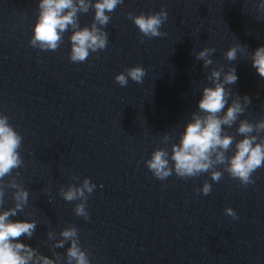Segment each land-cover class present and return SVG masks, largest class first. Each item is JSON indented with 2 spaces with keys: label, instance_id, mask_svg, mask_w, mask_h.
I'll list each match as a JSON object with an SVG mask.
<instances>
[{
  "label": "water",
  "instance_id": "water-1",
  "mask_svg": "<svg viewBox=\"0 0 264 264\" xmlns=\"http://www.w3.org/2000/svg\"><path fill=\"white\" fill-rule=\"evenodd\" d=\"M38 4L0 0V114L23 138V166L0 181V211L15 206L17 189L9 185L16 183L28 190V203L9 219L37 222L32 238L20 242L65 264L70 242L53 248L47 234L60 239L74 225L90 264H264V166L245 187L223 165L216 166L223 176L214 182L209 173L184 179L173 172L160 180L145 163L156 148L170 152L179 142L212 68L235 67L238 80L226 87L232 97L251 98L239 119L264 117V79L251 63V52L264 45V0H123L108 13L107 47L81 63L69 60L71 28L55 51L30 45ZM161 8L168 13L160 29L167 35L141 42L128 13ZM94 11L78 13L80 27L91 26ZM238 44L247 47L228 61L224 53ZM205 47L215 49L207 68L193 55ZM137 65L146 70L142 83L115 81ZM239 119L223 126L235 140L243 138ZM233 151L234 144L226 155ZM84 178L95 184L88 220L74 213L80 201L59 195ZM205 182L211 192L197 193Z\"/></svg>",
  "mask_w": 264,
  "mask_h": 264
},
{
  "label": "clouds",
  "instance_id": "clouds-1",
  "mask_svg": "<svg viewBox=\"0 0 264 264\" xmlns=\"http://www.w3.org/2000/svg\"><path fill=\"white\" fill-rule=\"evenodd\" d=\"M122 3L123 0H95L94 3H91V0H39V14L29 43L40 50L55 51L63 42V34L71 28L73 31L70 36L69 60L76 63L84 62L91 52L107 47L109 34L103 29L110 21L108 13L113 12ZM90 7L95 10L94 20L90 27H80L78 13H86ZM260 7L264 8V4ZM128 17L142 34L141 42L143 37L151 39L167 35L160 30L168 19V13L163 8L159 12L147 15L128 13ZM242 46L247 47L241 44L229 47L224 53L225 58L230 62L235 61L237 51L242 50ZM214 52V48L205 47L193 55L197 60L203 61L204 68H207L214 63L211 59ZM251 63L264 79V45L251 52ZM145 75L146 70L137 65L118 73L115 81L126 87L129 78L139 84L143 82ZM206 79L211 84L203 87L201 99L198 101V111L191 114L179 142L171 144L170 152L167 148H156L150 159L146 160V166L160 180L166 179L173 172L184 179L209 173L214 182H219L223 173L217 170L216 166L223 165V170L232 179L238 180L241 186L246 187L254 183L252 174L264 166V136L259 135L264 132V117L255 123L239 119L246 106L251 104V98L247 95L232 97L231 89L226 87L238 80L235 67H229L227 71L223 70V66L212 68ZM238 119L237 132L243 138L235 140L223 126L231 127ZM8 120L6 115L0 114V181L11 175L14 169L23 166L19 152L23 138ZM168 141L169 136L165 135L163 142ZM233 144V154L227 156L226 153L232 150ZM9 187L17 190L13 194L15 206L0 211V264H57L56 258H49L38 249L20 242L22 236L32 238L37 222L28 219H9L23 211L29 197L28 190L20 185L12 183ZM94 188L95 184L89 178H84L79 185L70 184L66 189L61 187L59 195L68 202L80 201L76 203L74 213L88 220L87 200ZM211 188V184L205 182L202 188L196 191L208 195ZM4 194L3 186H0V205L3 204ZM225 213L234 219L238 218L232 208H226ZM47 235L50 240H55L53 248H63L66 242H70L66 250L65 264H90L88 252L80 245L76 226L63 228L59 233L60 239H56V234L51 231ZM53 255L60 256L55 252Z\"/></svg>",
  "mask_w": 264,
  "mask_h": 264
}]
</instances>
